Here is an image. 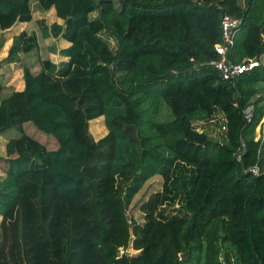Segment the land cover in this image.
<instances>
[{
    "label": "trees",
    "instance_id": "obj_1",
    "mask_svg": "<svg viewBox=\"0 0 264 264\" xmlns=\"http://www.w3.org/2000/svg\"><path fill=\"white\" fill-rule=\"evenodd\" d=\"M35 2L63 20L42 36L70 45L1 100L0 135L18 136L0 177V264H264V63L232 81L213 64L225 13L241 19L228 57L261 59L264 0H0V47ZM35 44L22 31L6 60ZM155 175L163 189L138 223L128 209Z\"/></svg>",
    "mask_w": 264,
    "mask_h": 264
},
{
    "label": "rangeland",
    "instance_id": "obj_2",
    "mask_svg": "<svg viewBox=\"0 0 264 264\" xmlns=\"http://www.w3.org/2000/svg\"><path fill=\"white\" fill-rule=\"evenodd\" d=\"M98 1V0H96ZM241 3L243 4V0H241ZM33 9H34V18L29 23L28 28H25L24 31L29 32L30 34H34L37 36V47H35L31 51V58L36 61L35 66H41V59H46L50 58L54 60L55 62L61 61L62 57L56 53H54V50H58L61 46H69L70 44L68 42H64L59 39H54L51 38L49 39H43L42 37V29L44 28H50L52 23L57 19L55 10H44L41 5H39L38 2H35L33 4ZM21 26H16L11 32H9L7 35L10 37L13 33L20 32ZM4 37V40L2 42V46L0 47V68L3 67L4 65L7 64V56L9 54V48H4L5 45V36L4 33L2 34ZM11 39V38H9ZM66 43V44H65ZM4 48V49H3ZM3 49V50H2ZM23 57L25 55L21 52ZM27 56V55H26ZM24 58L19 60V64L12 66L9 72V70H5L4 73H0L1 75L8 76L14 84H17L18 80H15L17 77L16 72L19 71L21 73V69L24 66ZM261 60L264 61V55L261 57ZM23 61V62H22ZM37 69V68H36ZM19 79V78H18ZM7 83H4V80L0 78V97L4 96L5 91L7 93H11L14 91V86H11V88H7ZM257 87L260 90L261 97L258 99L259 95H256L254 100L257 98L260 102V105L264 107V83H258ZM169 106L167 104H164V108H168ZM169 109V108H168ZM168 117L173 118V113L171 109L168 112ZM165 117V118H168ZM166 120V119H165ZM26 131L33 136L34 138L40 140L42 143H44L48 149H56L58 148L59 141L58 139L52 135L48 134L45 131L41 129H37L34 124L32 123H27L26 124ZM197 129L199 131H208L210 135H212L215 138L220 139L219 136V129L217 127V124L214 122L210 123H205L200 122L197 126ZM90 131L94 135L95 139L98 140L99 138L103 137L104 135L107 134V126L104 120V117H100L98 119L93 120L90 123ZM258 131V130H257ZM18 136V131L14 128L9 129L4 135L0 136V177L5 175V161L3 159L8 158L9 156H12L13 154V140ZM258 136H259V131H258ZM163 189V178L160 175H155L152 177L150 180H148L143 188L136 194L134 197L132 204L130 205V208L128 209V213L130 216L134 217V219L138 223L143 222V217L144 214L141 210V205L148 200V198L155 192L161 191ZM178 204H175L174 206H163L164 211L166 213H169L172 209L176 211ZM0 235H1V230H0ZM129 251H133L132 247L129 248ZM223 256L220 258V262L223 263ZM226 263V262H225Z\"/></svg>",
    "mask_w": 264,
    "mask_h": 264
},
{
    "label": "built area",
    "instance_id": "obj_3",
    "mask_svg": "<svg viewBox=\"0 0 264 264\" xmlns=\"http://www.w3.org/2000/svg\"><path fill=\"white\" fill-rule=\"evenodd\" d=\"M220 26L222 29V41L215 45V49L220 58L214 61L213 64L217 67L225 80L232 81L246 71L261 65L262 60L259 56L247 58L242 62H234L228 57L230 50L235 45L236 37L241 26L240 18L225 13L221 18ZM246 112V116L250 120L253 115V107L251 106ZM238 156L240 157V155ZM252 171L258 174L259 169L254 167ZM222 258L223 263L221 262V264H225V259L224 257Z\"/></svg>",
    "mask_w": 264,
    "mask_h": 264
},
{
    "label": "crops",
    "instance_id": "obj_4",
    "mask_svg": "<svg viewBox=\"0 0 264 264\" xmlns=\"http://www.w3.org/2000/svg\"><path fill=\"white\" fill-rule=\"evenodd\" d=\"M51 9H54L55 10V8H51ZM50 9V10H51ZM55 14H56V10H55ZM33 18H34V16H33ZM56 20L53 22V23H55V22H58V23H63V20L61 19V18H59L58 16H57V14H56ZM33 20V19H32ZM31 20V21H32ZM31 21H29V22H18V23H16L13 27H11L10 29H7V30H4V31H1V34H3L4 33V36L6 37L5 38V45H4V48H9L10 49V47H11V45H12V43H13V39H14V37H15V35H18L19 33H21L22 31H24V29L25 28H28V26H29V23H31ZM52 23V24H53ZM21 26V31L20 32H17V33H13L10 37L7 35L9 32H11L16 26ZM25 32H27V31H25ZM29 35H32V34H30L29 32H27ZM34 35V34H33ZM43 37V36H42ZM9 38H11V39H9ZM45 37H43V39H44ZM51 38H54V39H59V40H62V41H64V42H68V41H66V40H64V39H61V38H55V37H48V38H45V39H49V40H51ZM69 44H70V42H68ZM66 44V43H65ZM35 47H37V45L35 44L34 46H33V48H32V50L35 48ZM64 47H66V46H61L57 51L56 50H54V53H56V54H58V56L60 55L59 54V50L61 49V48H64ZM3 48V49H4ZM2 49V50H3ZM31 50V51H32ZM31 51H29V52H27V53H24V52H22L24 55H25V57H23V55L22 54H20V56H21V59L22 58H24L23 59V61H24V66L22 67V69H21V73L19 72V71H17L16 72V74H17V77H16V79L15 80H18V82H17V84H14V82L12 81V79H10L8 76H4V75H1L0 76V78H2L3 80H4V83L6 84L7 83V88H11V86H14V91H20V90H24L25 89V86H26V83H25V79H24V67L25 66H28L31 70H33L34 72H36V71H39L40 70V68H41V66H40V63H39V66H35V64H36V61L35 60H33L32 58H31V56H30V54H31ZM27 55V56H26ZM61 56V55H60ZM62 57V56H61ZM20 59V60H21ZM64 59H66V58H64V57H62V59H61V61L62 60H64ZM0 60H1V56H0ZM22 61V62H23ZM54 61V60H53ZM58 62V61H57ZM60 62V61H59ZM17 64H19V61H14V62H7V64L6 65H4L3 67H1L0 68V73H4L5 72V70H9V69H11L12 68V66H14V65H17ZM37 68V69H36ZM9 72H10V70H9ZM19 78V79H18ZM13 91V92H14ZM12 93V92H11ZM11 93H7L6 91H5V95L4 96H2V97H0V104H1V100L3 99V98H5V97H7V96H9ZM0 136H2V135H0ZM5 175H6V173H5ZM4 175V176H5ZM1 220H2V217L0 216V222H1Z\"/></svg>",
    "mask_w": 264,
    "mask_h": 264
},
{
    "label": "water",
    "instance_id": "obj_5",
    "mask_svg": "<svg viewBox=\"0 0 264 264\" xmlns=\"http://www.w3.org/2000/svg\"><path fill=\"white\" fill-rule=\"evenodd\" d=\"M181 256L182 258L188 259V256H184L183 254Z\"/></svg>",
    "mask_w": 264,
    "mask_h": 264
},
{
    "label": "clouds",
    "instance_id": "obj_6",
    "mask_svg": "<svg viewBox=\"0 0 264 264\" xmlns=\"http://www.w3.org/2000/svg\"><path fill=\"white\" fill-rule=\"evenodd\" d=\"M263 56V55H262ZM262 63H264V61L262 60Z\"/></svg>",
    "mask_w": 264,
    "mask_h": 264
}]
</instances>
